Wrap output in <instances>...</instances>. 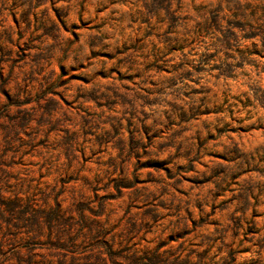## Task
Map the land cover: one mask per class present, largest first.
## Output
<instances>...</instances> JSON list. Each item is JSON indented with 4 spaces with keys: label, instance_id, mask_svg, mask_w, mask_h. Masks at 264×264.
I'll return each instance as SVG.
<instances>
[{
    "label": "rangeland",
    "instance_id": "rangeland-1",
    "mask_svg": "<svg viewBox=\"0 0 264 264\" xmlns=\"http://www.w3.org/2000/svg\"><path fill=\"white\" fill-rule=\"evenodd\" d=\"M1 202L0 264H264V0H0Z\"/></svg>",
    "mask_w": 264,
    "mask_h": 264
},
{
    "label": "trees",
    "instance_id": "trees-1",
    "mask_svg": "<svg viewBox=\"0 0 264 264\" xmlns=\"http://www.w3.org/2000/svg\"><path fill=\"white\" fill-rule=\"evenodd\" d=\"M202 17H203V18H202ZM201 18H202V21H203L202 25H204V26L207 27V24H206V22H207V18H206L205 16H203V15L201 16ZM204 26H203V27H204ZM199 27H200V26H199ZM194 33H195V34L198 33V30H195ZM0 204H3V202H1ZM15 207H17V205L13 204L12 208H8L7 210H11V211L13 212V211L15 210V209H13V208H15ZM23 212H24V211H22V213H23ZM109 249H110V255H109V260H110V262H112V263L117 262V259H114V258H115V253L111 251V247H109ZM71 258H72V261H73L72 264H78V262H77L78 258H75V257H71ZM104 261H106V260H104ZM33 264H34V263H33Z\"/></svg>",
    "mask_w": 264,
    "mask_h": 264
}]
</instances>
